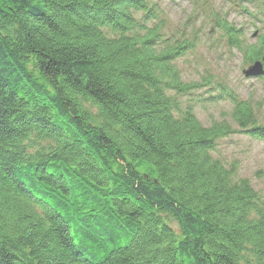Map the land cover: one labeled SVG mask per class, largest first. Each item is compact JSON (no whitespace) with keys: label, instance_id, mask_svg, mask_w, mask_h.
<instances>
[{"label":"trees","instance_id":"16d2710c","mask_svg":"<svg viewBox=\"0 0 264 264\" xmlns=\"http://www.w3.org/2000/svg\"><path fill=\"white\" fill-rule=\"evenodd\" d=\"M149 1L0 0V264H264V198L212 156L264 122L182 108L190 44L136 20ZM218 21L262 59L264 32Z\"/></svg>","mask_w":264,"mask_h":264},{"label":"rangeland","instance_id":"374dc122","mask_svg":"<svg viewBox=\"0 0 264 264\" xmlns=\"http://www.w3.org/2000/svg\"><path fill=\"white\" fill-rule=\"evenodd\" d=\"M261 3L263 0H150L148 12L154 19L142 12L135 14L147 28H159L164 43L190 44L186 55L173 65L184 83L199 87L178 99L206 128L225 122L239 132L232 117L235 99L247 101L257 122H264V56L259 61L261 76H246L245 71L255 63H246L244 55L229 47L218 25V20H224L241 30L239 36L247 44H256L258 34L264 32ZM212 156L232 169L235 179L248 180L264 198V140L235 133L221 139Z\"/></svg>","mask_w":264,"mask_h":264},{"label":"water","instance_id":"95a60500","mask_svg":"<svg viewBox=\"0 0 264 264\" xmlns=\"http://www.w3.org/2000/svg\"><path fill=\"white\" fill-rule=\"evenodd\" d=\"M261 68V63L256 62L255 65L253 67H251V69L249 71H245L246 76L249 75H261L262 72L260 71Z\"/></svg>","mask_w":264,"mask_h":264},{"label":"bare ground","instance_id":"6f19581e","mask_svg":"<svg viewBox=\"0 0 264 264\" xmlns=\"http://www.w3.org/2000/svg\"><path fill=\"white\" fill-rule=\"evenodd\" d=\"M182 1H186L187 2V0H182ZM258 22V21H257ZM259 62V61H258ZM251 68H249V70H250ZM249 70H247V71H249ZM258 76H261L260 74L258 75Z\"/></svg>","mask_w":264,"mask_h":264}]
</instances>
